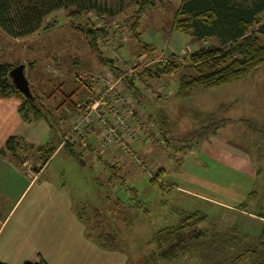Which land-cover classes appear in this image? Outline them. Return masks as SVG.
<instances>
[{"label":"rangeland","instance_id":"374dc122","mask_svg":"<svg viewBox=\"0 0 264 264\" xmlns=\"http://www.w3.org/2000/svg\"><path fill=\"white\" fill-rule=\"evenodd\" d=\"M137 1L141 0H98L102 5L107 4L108 9L117 12L112 20L120 23L137 10ZM178 5L179 3L166 1L162 5L148 7L141 16L143 40L158 51L152 56L154 60L160 54L171 56L173 51L176 54L187 53L184 50L190 49L189 45L197 49L210 44V41H198L191 34L173 29ZM72 10H61L48 19L58 20L59 24L54 31H41L21 40L10 38L0 27V44L7 50L2 62L5 64L19 60L25 64L26 76L32 88L56 119L64 118L59 126L55 125L54 129L44 132L45 139L50 134L54 137L55 146H60L63 134L68 130L63 125L69 122L71 107L86 95V89L80 85L79 80L88 82L91 77L106 72L89 46L86 36L79 33L70 22L68 15ZM103 15L112 18L108 13ZM261 38L264 43V36ZM131 41L129 40L130 43L133 42ZM142 60L149 61V56L146 55ZM49 65L58 66L57 75L48 72ZM182 67L173 77H161L164 83L156 79L153 84V89H160L162 83L167 88V92L163 89V93L171 92V100H157L154 95L146 92L135 96V103L143 115L148 117L153 132L168 128V136L178 140L186 139L183 144L191 146L188 155L182 154L184 161L179 171L175 169L178 178L174 179L170 175L174 170L168 166L175 162L171 147L162 150L150 142H146L144 147L133 145L145 168L151 172L153 169L165 168L168 172L166 179L162 180L165 181V189H161L151 185L145 170L132 164L126 186L137 189L139 200L145 203L143 209L130 207L134 201L124 187L119 191L123 201L115 205L113 190L99 189L92 185L89 178L84 179L81 172L84 165L75 161L72 169L71 164L61 158L66 153L62 148L61 155L47 168L42 178L54 174L58 181L66 183L68 191L80 204L83 202L82 211L97 214L96 223L102 226L104 224L103 232L117 234L114 242L127 252L132 264H141L138 260L157 251L150 243L152 237L164 228L177 225L183 212H200L206 216V220L187 229L182 236L164 247L168 255L175 256L166 260L161 257L155 262L149 257L144 264H254L256 259L260 260L264 255L258 244L264 225L263 218L259 217L264 216V68L248 79L221 88L197 89L190 97L178 99L175 94L182 79L197 73L186 62ZM222 109L228 112L225 113ZM197 113L201 116L196 115ZM208 113L229 120L220 131L221 136L218 135L220 141L211 146L213 151L207 145L208 142L201 140L198 133H195L197 127L208 121L205 118ZM156 116L164 119L156 122ZM193 139L198 142L192 141ZM191 156L194 157L190 158ZM194 159L199 162L198 166L194 165ZM130 162L125 160L128 166L131 165ZM247 168L254 171V174L242 172ZM172 183L180 185L183 190L176 189ZM23 186V177L16 180L8 175V170H2L0 190L10 192L11 202L18 199L16 195ZM241 205V209L245 211L240 209ZM228 206L231 208H227ZM249 213L258 216L256 218ZM89 226L91 234L97 236L95 225L90 222ZM216 232L234 234L237 243L224 247L225 249L219 248V251L214 247V254L206 249V254L203 245ZM248 247L259 252H247Z\"/></svg>","mask_w":264,"mask_h":264},{"label":"trees","instance_id":"16d2710c","mask_svg":"<svg viewBox=\"0 0 264 264\" xmlns=\"http://www.w3.org/2000/svg\"><path fill=\"white\" fill-rule=\"evenodd\" d=\"M166 1L179 3V7L175 12L173 29L185 34H191L200 41L207 42L216 37L221 45L220 47L208 45L194 52L185 53L184 63L190 64L197 73L182 79L175 94L176 98H188L197 89L223 87L235 81L248 79L261 68H264V43L261 38V36H264V0H141L137 1V10L130 18L121 23L117 21V28H110L106 25L98 27L97 20L89 16L91 12H95L105 20L106 16L104 17L103 14H110L112 18L107 17L108 19H113L116 16V11L108 9L107 4L104 3L102 5L98 0H0V27L7 36L18 40L25 39L41 31L43 33L52 32L59 23L57 19L51 22L48 19L58 11L72 8V12L68 15L70 22L79 33L86 36L97 60L106 69V72L101 74L111 73L116 79L121 78V84L124 86L125 92L129 94L134 103L135 96H139L144 92L154 95L157 100L161 99L163 101L165 98H171V96L167 98L162 88L153 89L155 80L157 79L158 81L161 77L177 75L183 68L182 65L184 63L174 61L179 55L176 53L171 56L160 54L164 58H170L166 64L161 61H154L152 56L157 51L143 40L141 16L148 7L162 5ZM102 38L105 41L110 40L114 44V48L119 54L117 57L114 59L110 58ZM129 40H132L133 44ZM6 51V48L0 44V99L17 98L20 100L18 112L25 123L32 124L46 121L52 129L55 128V125L59 126L64 118L62 120L55 118L31 84L32 98L24 95L13 84L10 71L22 64V62L12 60L4 64L2 59ZM146 55L149 56V63L143 65L146 62L142 58L146 57ZM75 63L78 62L75 61ZM125 63L136 64L131 75H125ZM55 67L57 68L58 66ZM93 80L94 77H91L88 82L79 80L80 85L86 89V95L81 101L74 103L70 112L82 101L94 95L97 85ZM154 90L156 91L154 92ZM136 108L137 114H142V119L144 120V125L140 132L148 134V139L154 138L152 144L157 145L155 140L160 139V149L168 150L171 147L174 150V161L176 162L183 159L182 154L184 156L188 155L191 146L183 144L186 139L182 140L179 138L178 140L168 136V128L165 129V127V130H160L157 133L153 132L148 117L143 115L137 105ZM222 111L226 112L224 109ZM156 119V122H160L164 117L156 116ZM206 120L208 121L202 123L201 127H197L195 131L201 140L207 138L209 134L215 135L223 126L227 125L224 118L220 119L215 114H211ZM154 121L155 119L152 120V122ZM65 134L66 132H64L63 136ZM19 139V137L10 136L3 150H1L3 155L10 154L12 156L11 159L19 167L27 161L29 156L32 157L31 153H33L34 157L38 156V163H40V166H44L54 156L58 148L53 143L34 146L24 142L21 143ZM196 139L192 141L198 142ZM97 140L98 136L80 138L77 142H65L62 148L70 157L77 161L90 149L92 159L100 170L103 173H107L110 180L119 181L125 191L131 196L134 204L130 207L143 209L144 207L142 206H145V203L139 200L137 189L126 186L127 181L120 178V169L117 164L122 160L129 159L132 164L139 165L119 145L109 148L95 160L92 149L96 145ZM147 140H134L128 143L131 153L138 156L140 160V155L133 145L136 142L145 143ZM79 144H89V147L86 146L84 150H79L77 149ZM108 154H111L113 159L109 160ZM148 176L150 177L151 185L165 189L166 184L162 180L166 179L167 171L164 168L153 169L151 175L148 174ZM181 216L177 225L164 228L152 237L150 243L154 245L158 252L154 251L148 257L138 260V262L144 264L149 257L155 262L161 257L166 260L168 257L175 256V254L168 255L164 247L182 236V233L187 229L195 227L206 220V216L200 212H183ZM198 235L200 236L201 233ZM231 235L235 236L226 232L212 234L209 241L203 245L205 246L204 252L206 251L207 254L208 251L206 249H210L212 252L213 248L216 247V251H219V248L221 250V248L225 249L224 247L236 244V236L233 237ZM91 237L98 238L100 245L106 247V249L113 250L117 248L118 244L114 242L117 239V234L115 233L104 232V234ZM258 244L264 253V225L260 232ZM249 251L252 253L259 252V250L255 251L252 247L250 249L248 247L247 252ZM212 254H214V251ZM0 264L3 263L0 262ZM25 264H47V262L39 254H36ZM254 264H264V255L260 260L256 259Z\"/></svg>","mask_w":264,"mask_h":264},{"label":"crops","instance_id":"0c3cea01","mask_svg":"<svg viewBox=\"0 0 264 264\" xmlns=\"http://www.w3.org/2000/svg\"><path fill=\"white\" fill-rule=\"evenodd\" d=\"M194 39L198 40L195 37ZM211 42L214 43L211 44ZM209 45L221 46L216 37L210 39ZM150 46L157 51L152 44ZM189 48L184 51L190 53L200 49H193L190 45ZM173 53L175 54L174 51ZM161 82L164 83L162 80ZM160 86L167 92V88L162 83ZM170 93H165L167 98L171 96ZM171 98H165V100L168 101ZM20 103L17 98L0 99V174L2 170L6 169L8 170V175L15 177L16 180L21 177L24 179V186L16 195L18 199L15 202L10 201L9 191L0 190V200L2 199L0 202V262L3 264H25L31 257L39 254L47 264H132L131 257L119 245L113 250L106 249V247L100 245L98 238L91 237L93 235L89 229L90 222L95 225L94 228L97 230V235L104 234L102 230L104 224L102 226L96 223L95 215L97 214H86L82 211L83 202L80 204L77 198L68 191L66 183L58 181L54 174H50L47 178H42L47 168L61 155L62 143L58 146L54 156L44 166H40L37 161L39 157H34L33 153H31L32 157L29 156L21 167L15 164L10 154L3 155L1 153L10 136L19 137L21 143L24 142L34 146L53 143L54 137L51 134L48 139L44 138V132L47 133L51 129L48 122L40 121L28 124L22 121L18 112ZM211 114L213 113L206 114L205 118L210 117ZM196 115L200 114L197 113ZM224 119L226 123H229L228 119ZM63 126L68 129L69 123L66 122ZM223 128L225 127H222L215 135L209 134L204 139V142L207 141V145H210L211 151L214 150L211 146L215 142L220 141L221 138L218 135L220 134L221 136L220 131ZM55 138L57 139V137ZM153 140L154 138L151 137L146 142L151 141L153 143ZM160 141V139L155 140L158 147ZM146 142H136L134 146L140 145L144 147ZM88 145L79 144L77 149L84 150L86 146L89 147ZM87 153L83 154L82 158L78 160L79 163L84 165L81 168L83 178H89L92 185L99 189L113 190L114 193L112 192V195H114L115 205L120 204L123 200L120 198L119 191H121L123 186L119 181L110 180L107 173H103L100 170L92 159L90 149ZM107 157L109 160L113 159L111 154H108ZM192 157L194 156L190 158ZM61 158L67 160L71 164L72 169H74V164L72 163L77 160H74L67 153H64ZM125 160H122L117 165L120 169V178L128 181L132 163L130 162L131 165L128 166L125 164ZM183 161V159L179 162L175 161L173 165L168 164V161L166 162L170 169L174 170V173L170 174L171 178H178L175 175V171H179ZM194 161V165L198 166L199 162L195 159ZM234 168L237 167L234 166ZM242 172L254 174V171L248 168L242 170ZM172 184L174 185V183ZM174 186L178 190H183L180 185L175 184ZM241 206L240 209L242 208ZM227 208H231V206ZM235 208L239 209L238 207ZM241 210L245 211L244 209ZM249 215H255L256 218L258 216L253 213H249ZM259 217L260 219L263 218L262 221L264 222V216L260 215Z\"/></svg>","mask_w":264,"mask_h":264},{"label":"built area","instance_id":"2783aa9c","mask_svg":"<svg viewBox=\"0 0 264 264\" xmlns=\"http://www.w3.org/2000/svg\"><path fill=\"white\" fill-rule=\"evenodd\" d=\"M90 17L97 20V26L106 25L110 28H117L118 22L112 19L101 18L95 12L89 14ZM50 22L52 20H49ZM105 47L108 50L110 58L114 59L119 54L110 40L102 38ZM170 58L158 57L156 62L161 61L166 64ZM185 60V53L177 55L174 60L182 63ZM147 61L143 65H147ZM126 74L131 75L136 64L125 63ZM47 70L52 75L58 74L55 66L49 65ZM97 89L92 97L82 101L69 114V128L64 136L61 146L65 142H77L80 138L98 136L96 145L93 147V158L102 156L109 148L119 145L123 150L135 160L136 164L145 170L149 175L151 172L145 168L141 160L135 154L131 153L128 143L134 140H147L148 134L140 132L144 125L142 114H137L136 104L125 91L121 84V78L116 79L113 74H99L94 76L93 80Z\"/></svg>","mask_w":264,"mask_h":264},{"label":"water","instance_id":"95a60500","mask_svg":"<svg viewBox=\"0 0 264 264\" xmlns=\"http://www.w3.org/2000/svg\"><path fill=\"white\" fill-rule=\"evenodd\" d=\"M13 84L26 96L32 98V90L26 76L25 64H20L10 71Z\"/></svg>","mask_w":264,"mask_h":264}]
</instances>
